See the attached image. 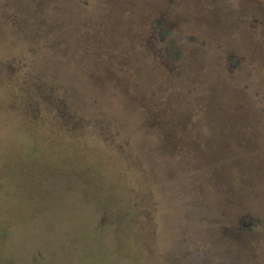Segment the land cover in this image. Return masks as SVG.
Returning <instances> with one entry per match:
<instances>
[{
	"label": "trees",
	"instance_id": "trees-1",
	"mask_svg": "<svg viewBox=\"0 0 264 264\" xmlns=\"http://www.w3.org/2000/svg\"><path fill=\"white\" fill-rule=\"evenodd\" d=\"M184 1L159 0L157 10L147 0H71L70 6L47 1L45 11L53 9L54 18L37 35L45 62H7L13 74L2 79L6 114L8 122L35 127L33 136L51 127L45 142L56 139L55 150L68 145L69 154L85 155V166L74 172L53 166L39 183L85 170L93 188L100 174L111 175L125 199L115 213L127 224L145 220L138 193L155 183L192 186L190 175L211 171L206 185L240 190L247 155L259 154L257 129L245 141L258 103H246L244 87L228 84L243 70L241 54L215 46L211 29L183 28L187 20L177 8ZM186 16L192 23L213 20L209 13ZM210 52L218 65L205 59Z\"/></svg>",
	"mask_w": 264,
	"mask_h": 264
},
{
	"label": "rangeland",
	"instance_id": "rangeland-1",
	"mask_svg": "<svg viewBox=\"0 0 264 264\" xmlns=\"http://www.w3.org/2000/svg\"><path fill=\"white\" fill-rule=\"evenodd\" d=\"M47 1L71 5V0H0V264H193L195 258L215 246L212 238L226 228L236 227L242 214L264 216V208L257 207L255 192L249 189L255 183L253 176L248 179L247 191L243 190L242 176L238 178L240 190L232 192L223 185L218 189L206 185L212 179L208 176L211 171L199 170L204 173L199 177L190 175L188 180L195 184L192 186L163 182L165 178L158 173L156 179L163 185L155 183L137 192L141 194L138 204L145 220L139 218L130 224L122 223L115 213L117 207L122 209L125 199L123 191L111 184V175L100 174L93 188L85 170L74 176H49L39 183L37 179L44 172H74L85 166V155L69 154L68 145L61 152L55 150L60 145L56 139L53 144L45 142L51 127L45 126L40 137L33 136L35 127L26 128L13 119L8 122L6 114L9 106L2 79L13 74L7 62H45L39 52L46 54V50L41 48L37 35L46 31L42 25L47 18H54L53 9L45 11ZM147 1L151 8H159V0ZM206 1L210 4L206 5ZM177 9L187 20L182 23L183 28L191 25L197 31L211 29L215 46L223 45L229 53L243 57V70L228 84L232 85L230 89L240 84L246 103L255 99L258 103L257 116L252 115L253 126L247 127L245 137L249 141L250 132L257 129L255 143L260 155H247L245 167L262 171L264 35L254 21H247L253 12L245 0H185ZM134 12L144 13L139 8ZM205 13L213 16L210 23L200 18L192 23L186 16ZM58 32L62 34V28ZM206 55L205 59L212 58L218 65L216 54ZM19 74L24 76L23 72ZM25 155L29 158L23 162ZM30 164L33 168L26 169ZM199 181L204 185H199ZM135 203L136 200L130 204Z\"/></svg>",
	"mask_w": 264,
	"mask_h": 264
},
{
	"label": "flooded vegetation",
	"instance_id": "flooded-vegetation-1",
	"mask_svg": "<svg viewBox=\"0 0 264 264\" xmlns=\"http://www.w3.org/2000/svg\"><path fill=\"white\" fill-rule=\"evenodd\" d=\"M247 8L253 12L254 25L264 35V0H245ZM264 38V36H263ZM245 140L247 138L245 137ZM252 172V173H251ZM243 190L247 191L248 179L253 176L251 185L256 196L257 207L264 208V169L242 170ZM245 177V178H244ZM234 229L226 228L217 238H212L215 246L208 253L201 254L193 264H264V216L251 213L242 214ZM222 241V242H219ZM153 243H149L152 247ZM233 246V247H232Z\"/></svg>",
	"mask_w": 264,
	"mask_h": 264
},
{
	"label": "water",
	"instance_id": "water-1",
	"mask_svg": "<svg viewBox=\"0 0 264 264\" xmlns=\"http://www.w3.org/2000/svg\"><path fill=\"white\" fill-rule=\"evenodd\" d=\"M75 104H76V103H75ZM75 104H74V107H76ZM245 141H246V140H245Z\"/></svg>",
	"mask_w": 264,
	"mask_h": 264
}]
</instances>
